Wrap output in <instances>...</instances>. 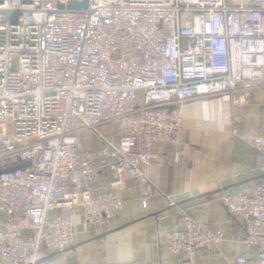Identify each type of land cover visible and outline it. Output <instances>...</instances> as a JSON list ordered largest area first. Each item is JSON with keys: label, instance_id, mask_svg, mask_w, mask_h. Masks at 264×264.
Masks as SVG:
<instances>
[{"label": "built area", "instance_id": "built-area-1", "mask_svg": "<svg viewBox=\"0 0 264 264\" xmlns=\"http://www.w3.org/2000/svg\"><path fill=\"white\" fill-rule=\"evenodd\" d=\"M258 84L264 0H0V264H47L65 252L69 217L107 227L123 202L115 190L93 193L103 171L111 186L144 185L142 209L157 195L174 208L170 255L218 246L223 229L196 223L150 182L152 146H180L184 103L228 95L247 104ZM240 126L235 117L231 133L260 153L259 181L214 198L244 228L253 264H264V133ZM84 132L98 149L81 150Z\"/></svg>", "mask_w": 264, "mask_h": 264}, {"label": "crops", "instance_id": "crops-1", "mask_svg": "<svg viewBox=\"0 0 264 264\" xmlns=\"http://www.w3.org/2000/svg\"><path fill=\"white\" fill-rule=\"evenodd\" d=\"M181 111V144L176 150L162 142L154 143L148 177L196 223L223 229L222 242L190 259L170 255L163 238L173 227L169 214L174 208L163 195H157L151 197L147 209H142L137 198L144 185L127 181L111 186L109 173L103 171L92 184V191L115 190L123 202L122 211L102 229L85 225L81 215L69 217L73 244L65 252L48 256L47 264H237L240 256L246 258L245 264L254 263L256 250L243 243L244 228L233 222L214 194L220 189L242 193L259 181L260 153L234 137L231 124L238 117L242 135L264 133V85L251 89L247 104L233 105L228 95H221L188 101ZM80 140L82 151L100 146L98 139L86 132L80 134ZM62 215L56 211L53 217Z\"/></svg>", "mask_w": 264, "mask_h": 264}, {"label": "water", "instance_id": "water-1", "mask_svg": "<svg viewBox=\"0 0 264 264\" xmlns=\"http://www.w3.org/2000/svg\"><path fill=\"white\" fill-rule=\"evenodd\" d=\"M81 7L82 8H85L86 7V4L85 3H73V4L69 5L67 8L68 9H71V10H74V9H79Z\"/></svg>", "mask_w": 264, "mask_h": 264}]
</instances>
